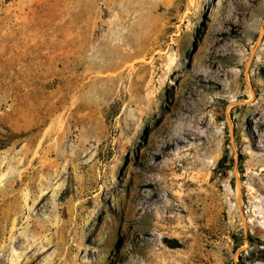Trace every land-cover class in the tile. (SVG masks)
<instances>
[{
  "label": "rangeland",
  "instance_id": "rangeland-1",
  "mask_svg": "<svg viewBox=\"0 0 264 264\" xmlns=\"http://www.w3.org/2000/svg\"><path fill=\"white\" fill-rule=\"evenodd\" d=\"M0 264H264V0H0Z\"/></svg>",
  "mask_w": 264,
  "mask_h": 264
},
{
  "label": "water",
  "instance_id": "water-1",
  "mask_svg": "<svg viewBox=\"0 0 264 264\" xmlns=\"http://www.w3.org/2000/svg\"><path fill=\"white\" fill-rule=\"evenodd\" d=\"M234 103V102H232ZM235 182H236V202H237V207H238V211H239V214H240V218H241V221H242V225H243V228H244V211L243 209L241 208L240 204H239V181H238V178L237 176H235Z\"/></svg>",
  "mask_w": 264,
  "mask_h": 264
}]
</instances>
